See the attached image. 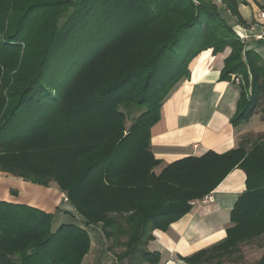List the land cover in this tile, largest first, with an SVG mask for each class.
I'll use <instances>...</instances> for the list:
<instances>
[{"label": "trees", "instance_id": "1", "mask_svg": "<svg viewBox=\"0 0 264 264\" xmlns=\"http://www.w3.org/2000/svg\"><path fill=\"white\" fill-rule=\"evenodd\" d=\"M234 21L248 28L239 0H0V171L46 187L56 181L84 222L55 229L54 214L0 201V264H83L90 226L113 241L117 262L160 264L161 253L148 247L153 232L168 231L234 169L245 172L246 189L226 238L180 259L220 264L264 236V136L159 174L149 151L164 102L204 51L230 49L220 81L242 78L232 126L264 113V59L247 49L252 38L242 41ZM59 156L78 158L68 160L77 164L69 179Z\"/></svg>", "mask_w": 264, "mask_h": 264}, {"label": "crops", "instance_id": "2", "mask_svg": "<svg viewBox=\"0 0 264 264\" xmlns=\"http://www.w3.org/2000/svg\"><path fill=\"white\" fill-rule=\"evenodd\" d=\"M214 1L219 5L222 3V0ZM263 7L264 0H239V11L248 28L255 24L257 12ZM238 26L243 28L236 23ZM250 40L264 43V40ZM247 49L255 50L264 59V46ZM229 54L230 49L217 56H213L212 50L202 52L192 64L190 80L180 83L164 102L160 121L151 129L149 151L154 161H161L154 167V174H159L168 164L188 157L200 158L208 152L222 155L239 148L244 141L252 139V135L263 133L252 127L246 130L244 124L235 128L230 123L237 109L240 86L235 82L220 81L224 67L222 61ZM198 90L202 91L201 97L195 99ZM192 114L196 119L187 120ZM251 146L252 143L246 148L249 150ZM245 181V172L234 169L209 196L193 201L191 212L173 223L168 231H156L149 249L159 251L162 259L174 252L188 257L225 239L226 230L231 226L230 219L226 217L214 229L206 225L204 218L217 212L229 213L230 216L239 195L246 189ZM13 190H16V196H12ZM66 197L67 193L61 191L56 181H51L46 187L0 171V201L26 204L54 214L55 229L61 224L76 223V210ZM76 224L84 226L82 220ZM154 242L158 244L156 248L151 247Z\"/></svg>", "mask_w": 264, "mask_h": 264}, {"label": "rangeland", "instance_id": "3", "mask_svg": "<svg viewBox=\"0 0 264 264\" xmlns=\"http://www.w3.org/2000/svg\"><path fill=\"white\" fill-rule=\"evenodd\" d=\"M216 4H218V3H216ZM75 10L76 9L74 7H71L66 12L62 13L58 25L60 27H63L66 22L71 21L72 14L75 13ZM220 11L227 15V9L225 6H220ZM234 22H236V21H234ZM252 46L253 47L255 46L258 48H263L264 43L263 42L256 43L253 40L248 41L247 47H252ZM22 48L24 50L25 46H23ZM60 52H61V50L58 51L57 53L60 54ZM89 55H90V53H86V57ZM222 63H224V61H222ZM68 75L71 77V74H68ZM235 83H237L236 80H235ZM176 89L177 88H175L174 91ZM201 92L202 91L198 90V92L196 93L195 99L201 97ZM144 111H145V109L144 110L142 109V110L137 111V112L133 113L132 115H130L129 120L127 121V127H130L132 125L133 120H136ZM253 118L254 119L252 121H250L248 123H244V126H246V130L249 129L250 127H252V129H259L260 131H263V133H258V134L252 135V137H251L252 141L255 142L256 139L264 136V113H258L257 116L255 115ZM195 119H196V116L194 114H192L190 118H187V120H195ZM76 158L60 157V156H59V158H57V160H60V163H59V165L61 166L60 174L61 175L63 174L62 170H66V172L63 176L64 179L65 178L69 179L72 176L71 174L74 173L75 170L77 169L76 168L77 164H75L74 162H71V161L68 162V160H77L78 158L77 159ZM62 160H64V161H62ZM14 192H16V190H13L11 192L12 196H16L14 194ZM66 199H67V197H66ZM29 200H34V198H29ZM38 203H40V202H38ZM70 214H73V213H70ZM74 215H75V219H76L74 222L80 223L81 219L79 218V216L77 214H74ZM202 215L203 214L201 212V216ZM205 215H207V214L204 213V216ZM226 217L228 220L230 219L229 213H218L217 212V213H214L213 215L205 217L204 222L210 228L215 229L225 221ZM87 230H88L90 237H91V249H90L89 254L85 257L83 264H128L127 260H124L123 262H117L116 257L111 252L108 251V247L110 248L111 246H113V241H111V240L107 241L106 240V238L103 235L101 228L99 226L98 227L90 226L87 228ZM156 231H161V230H155L153 232V235L155 234ZM161 232H166V231H161ZM124 240L125 239H122V241H124ZM157 242H154L151 245V247L156 248L158 246ZM211 246L212 245H210L208 247H203L202 249L209 248ZM202 249H200V250H202ZM115 251L116 252H122V251H124V248L117 247V248H115ZM263 254H264V236L257 238L255 240H253L252 242L244 243V244L240 245V247L236 251V253H234L233 255H226L225 257H223L219 261H220V264H257L258 261L263 256ZM181 256L182 255L177 254V252H174L171 256H167L164 259H161L160 264H187L186 262H184L183 260L180 259ZM217 261L218 260L211 261L209 259L208 261H205V262L203 261L202 264H213V263L216 264Z\"/></svg>", "mask_w": 264, "mask_h": 264}, {"label": "built area", "instance_id": "4", "mask_svg": "<svg viewBox=\"0 0 264 264\" xmlns=\"http://www.w3.org/2000/svg\"><path fill=\"white\" fill-rule=\"evenodd\" d=\"M237 35L242 41H247L249 38H254L258 41L264 40V7L261 8L256 15V22L250 28H240L239 26L235 28ZM234 80L238 84L242 82L241 77H234Z\"/></svg>", "mask_w": 264, "mask_h": 264}, {"label": "water", "instance_id": "5", "mask_svg": "<svg viewBox=\"0 0 264 264\" xmlns=\"http://www.w3.org/2000/svg\"><path fill=\"white\" fill-rule=\"evenodd\" d=\"M15 193V195H17V192H14Z\"/></svg>", "mask_w": 264, "mask_h": 264}]
</instances>
